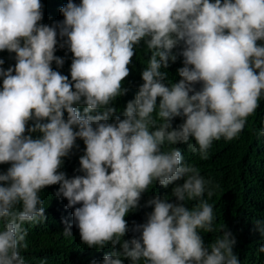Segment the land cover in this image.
I'll return each instance as SVG.
<instances>
[{"label":"clouds","instance_id":"obj_1","mask_svg":"<svg viewBox=\"0 0 264 264\" xmlns=\"http://www.w3.org/2000/svg\"><path fill=\"white\" fill-rule=\"evenodd\" d=\"M43 8L41 0H0V52L15 53L7 69L0 58V165L10 164L0 171V264H28V226L46 221L40 193L52 185L74 208L82 243L121 246L92 264H240L237 240L210 203L219 183L176 145L206 161L215 142L239 139L256 114L264 100V0H68L64 19L51 26L41 23ZM141 42L152 53L144 83L123 119L109 122ZM57 46L73 54L71 80L52 67L65 63ZM180 56L181 79L167 86L161 69ZM77 105H86L83 114ZM177 117L183 123L174 127ZM256 135L264 137V126ZM78 138L86 145L83 175L68 178L59 169ZM157 182L175 183V202L149 199L146 222L132 228L140 235L124 239L125 217ZM64 223L69 238L72 224ZM256 225L264 236V224ZM201 232L217 235L205 246Z\"/></svg>","mask_w":264,"mask_h":264},{"label":"trees","instance_id":"obj_2","mask_svg":"<svg viewBox=\"0 0 264 264\" xmlns=\"http://www.w3.org/2000/svg\"><path fill=\"white\" fill-rule=\"evenodd\" d=\"M79 4L82 0H74ZM44 5L43 20L41 23L51 26L56 21L64 19L60 9L68 3V0H41ZM145 43L141 42L135 50L130 67V75L122 82V86L128 89L125 95L119 96L110 105L117 111L109 117V122L115 121V116L120 115L123 119V112L127 103L135 99L139 87L144 83L142 72L147 67L151 58V52L147 51ZM56 56L65 60L63 67H58L53 62L54 70L62 75L68 76L71 80V63L73 54L67 47L57 46ZM15 53L7 51L0 52V58L5 60L4 68L7 69L15 64ZM183 57H178L175 63L169 62L168 68L161 71L167 72L168 77L165 84L177 83L181 79L178 69L183 67ZM197 90L201 85L195 86ZM0 89H2V79H0ZM73 90L74 87H73ZM159 101V98H158ZM86 105H77L78 110L83 114ZM103 109L99 110L103 114ZM93 114H96L95 112ZM67 112L65 111V119ZM183 123V118L177 117L173 121V126ZM31 125V122H30ZM264 126V100H261L260 107L253 117L249 118V125L244 129L239 139L227 142L217 141L210 150V158L202 161L198 154H193L186 143L177 144L176 147L182 151L186 163H194L205 177L211 176L219 183L220 189L212 198L217 214V223L224 224L226 229L231 231L237 240L234 253L238 255L240 264H264V253H259V247L264 244V236L257 230L256 221L264 224V137L256 135L260 127ZM75 130H78L76 128ZM33 138L41 135L32 134ZM195 143V141H191ZM72 153L64 158V164L59 169L66 173L68 178L75 175H83L78 171L80 168L79 159L85 154L86 145L82 139H77ZM10 164L0 165V171L6 172ZM178 181L175 183H182ZM175 183L167 188L158 184L145 192L140 201V207L130 212L125 219L128 221L129 232L124 239L131 240L139 236V233L132 231L134 224H143L147 220V213L153 208L146 207L147 201L159 195L161 198L169 197V202H175L176 198L171 195ZM59 185L47 186L40 193L45 201L46 221L29 227L27 241L29 248L23 252L28 264H40L41 260L46 264H92L93 261L102 262L106 254L121 250L120 245L115 248L108 244L103 249L89 248L82 243L79 229L72 223L74 208H66L67 199L59 198L55 195ZM81 205H76L79 207ZM191 207V205H188ZM64 220L72 224V236L65 238ZM222 235V233H220ZM205 246H209L216 237V233L201 232ZM124 264H132L130 258L124 259Z\"/></svg>","mask_w":264,"mask_h":264}]
</instances>
